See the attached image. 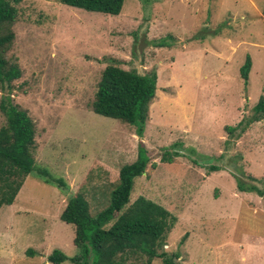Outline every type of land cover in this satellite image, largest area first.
Segmentation results:
<instances>
[{
	"label": "rangeland",
	"instance_id": "obj_1",
	"mask_svg": "<svg viewBox=\"0 0 264 264\" xmlns=\"http://www.w3.org/2000/svg\"><path fill=\"white\" fill-rule=\"evenodd\" d=\"M263 6L264 0H124L111 15L59 0H21L7 54L21 70L11 97L34 121V167L68 188L25 178L14 202L0 208V264H53L46 256L54 249L68 257L62 264H76L74 226L60 219L69 193H81L96 216L109 204L120 166L136 158L134 127L91 109L112 59L157 72L145 147L182 143L184 155L172 162L151 158L155 166L134 179L130 193V202L141 195L177 216L164 250L179 253L178 264H264V195L238 191L230 173L264 178V120L236 139L225 130L264 94ZM247 55L244 86L239 68ZM213 163L224 167L207 171ZM131 258L145 264L147 257Z\"/></svg>",
	"mask_w": 264,
	"mask_h": 264
},
{
	"label": "trees",
	"instance_id": "obj_2",
	"mask_svg": "<svg viewBox=\"0 0 264 264\" xmlns=\"http://www.w3.org/2000/svg\"><path fill=\"white\" fill-rule=\"evenodd\" d=\"M21 0H0V109L5 123L0 126V208L14 202L17 193L28 175L66 190L68 185L62 178H56L44 167H34L33 148L35 147V125L27 110L14 103L11 97L12 82L21 76L18 63L7 54L15 38L13 25L17 19V4ZM61 3L88 11L117 15L124 0H59ZM264 16V6L262 9ZM158 46L167 45L158 41ZM251 58L245 57L239 68L244 86L249 82ZM157 72L151 69L140 73L135 69H125L117 60L106 65L97 84L91 109L94 113L118 119L134 127L139 137L136 158L120 166L118 179L111 189L109 204L91 216L89 204L79 192H70L60 219L74 226L73 243L78 255L70 258L76 264H137L135 259L145 255V264L154 258H161L162 264H178L179 253L169 254L164 250L167 237L177 222V216L167 208L144 196L130 202L134 179L142 175L151 158L160 156L161 162H172L183 156L182 143L173 142L161 150L148 149L143 143L149 108L157 83ZM264 120V94H261L252 107L250 115L243 116L235 126H225L229 134L240 137L252 123ZM222 155H220L221 157ZM241 156V155H240ZM242 159V157H241ZM196 163V162H195ZM198 164V163H197ZM202 165V164H201ZM224 166L213 163L207 171H218ZM230 173L237 180L241 192H254L264 195V178L247 175V181ZM187 236H182L181 242ZM29 252V250H28ZM68 257L59 249L46 256L53 264H62Z\"/></svg>",
	"mask_w": 264,
	"mask_h": 264
}]
</instances>
